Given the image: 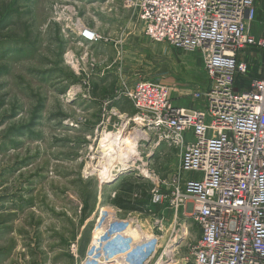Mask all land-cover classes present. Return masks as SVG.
<instances>
[{
	"label": "rangeland",
	"instance_id": "rangeland-1",
	"mask_svg": "<svg viewBox=\"0 0 264 264\" xmlns=\"http://www.w3.org/2000/svg\"><path fill=\"white\" fill-rule=\"evenodd\" d=\"M83 1L0 0V264H82L91 249L94 264H192L198 229L192 224L182 239L171 210L150 201L152 189L172 187L178 150L156 142L128 98L113 97L149 79L189 105L207 82L202 59L151 41L123 6L134 20L115 40L92 14L106 9L85 11ZM76 21L100 42L81 44ZM249 73L247 65L242 79ZM127 184L135 210L113 203ZM165 245L172 255H162Z\"/></svg>",
	"mask_w": 264,
	"mask_h": 264
},
{
	"label": "built area",
	"instance_id": "built-area-1",
	"mask_svg": "<svg viewBox=\"0 0 264 264\" xmlns=\"http://www.w3.org/2000/svg\"><path fill=\"white\" fill-rule=\"evenodd\" d=\"M122 6L144 23L151 41L197 51L207 80L185 106L173 102L166 83L149 79L113 97L128 98L156 142L178 150L172 187L152 189L151 203L171 210L182 239L192 224L198 229L192 264H264V65L247 87L235 84L247 73L238 53L264 50V38L248 30L254 0H122ZM72 25L83 41L100 42L95 30ZM172 253L163 247L162 255Z\"/></svg>",
	"mask_w": 264,
	"mask_h": 264
},
{
	"label": "crops",
	"instance_id": "crops-1",
	"mask_svg": "<svg viewBox=\"0 0 264 264\" xmlns=\"http://www.w3.org/2000/svg\"><path fill=\"white\" fill-rule=\"evenodd\" d=\"M83 2L85 4V11H88L87 9H90V7L93 5H100L104 9H106L104 11L100 10L101 13H97L98 11H94L95 9H92V14L98 15L96 18L101 19V21L106 26L104 33L109 34V36L114 34L115 40H118L121 36H124L123 33L125 22L127 21L131 23V21L134 20L131 16L126 19L122 14L123 12H125L122 7V0H84ZM254 3L255 16L253 21L249 23L248 30L250 34H252L255 38H264V0H254ZM85 22L86 25H94V22L92 20H85ZM77 39L81 44H85L88 46L97 44H89L79 37H77ZM237 58L241 61L246 62L249 66V69L253 71L252 74H248L249 78L260 76L261 69L264 65V50H260L256 47H247L238 53ZM238 84L243 87H247L249 84V80L246 81L245 85L241 83Z\"/></svg>",
	"mask_w": 264,
	"mask_h": 264
},
{
	"label": "trees",
	"instance_id": "trees-1",
	"mask_svg": "<svg viewBox=\"0 0 264 264\" xmlns=\"http://www.w3.org/2000/svg\"><path fill=\"white\" fill-rule=\"evenodd\" d=\"M246 75V74H245ZM244 75V76H245ZM243 76L239 75L237 76V80H239V83L241 84H246L247 80H243L242 79ZM253 78V77H252ZM251 78H249L248 80H250ZM243 87L240 85V88ZM133 190L132 185H125V187L121 188V191L119 193V195H117V197L115 198V200L113 201V203L118 207V208H122V209H129V210H135L137 209L136 205L131 204L127 199L128 197H130V192ZM129 195V196H128Z\"/></svg>",
	"mask_w": 264,
	"mask_h": 264
},
{
	"label": "bare ground",
	"instance_id": "bare-ground-1",
	"mask_svg": "<svg viewBox=\"0 0 264 264\" xmlns=\"http://www.w3.org/2000/svg\"><path fill=\"white\" fill-rule=\"evenodd\" d=\"M105 149H107V148H105ZM102 214H105V216H107L106 215V209L105 208H103L102 209ZM102 217H103V215H102ZM102 224V223H101ZM100 227V226H99ZM139 229V228H138ZM137 229V230H138ZM101 230V229H100ZM118 230V229H117ZM148 231V230H147ZM142 234H143V238H145L147 241H150V240H152L153 239V237H152V235H151V233H149V232H145V231H143V232H141ZM97 234H99V233H97ZM100 235V234H99ZM130 235V234H129ZM126 236V235H125ZM96 238H97V235H96ZM98 238H100V237H98ZM120 238V237H119ZM105 239V237L104 238H102V241H101V243L103 242V240ZM115 239V238H114ZM113 240V239H112ZM116 240V239H115ZM123 240V239H122ZM99 241V240H98ZM106 242V241H105ZM97 243V242H96ZM99 243V242H98ZM115 244H118L117 242L115 243ZM95 245V244H94ZM95 247V246H94ZM106 248H108V247H106ZM110 248V247H109ZM112 249V248H111ZM108 250V249H107ZM93 252H94V250L93 249H91L90 251H89V253H88V256H87V258L83 261V263L82 264H94L95 262H96V258H95V255L93 254ZM109 252V251H108ZM105 253V252H104ZM108 254V253H107ZM116 254V253H115ZM118 255L119 254H117L116 255V257H118ZM107 258V260L105 259L104 260V262L103 263H105L106 261L108 262V260H109V262H111V260L112 259H110V258H108V256L106 257ZM115 260H116V258H115ZM120 260V259H119ZM119 260H116L117 262L119 261ZM122 260H124V259H122ZM115 261V262H116ZM99 262V261H98ZM119 263H121V261H119L118 262V264ZM126 264H128V263H126Z\"/></svg>",
	"mask_w": 264,
	"mask_h": 264
}]
</instances>
